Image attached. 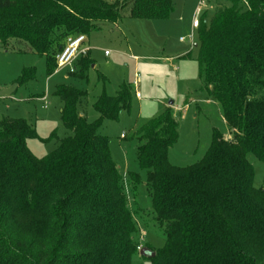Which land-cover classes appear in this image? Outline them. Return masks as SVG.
Masks as SVG:
<instances>
[{
	"label": "trees",
	"instance_id": "16d2710c",
	"mask_svg": "<svg viewBox=\"0 0 264 264\" xmlns=\"http://www.w3.org/2000/svg\"><path fill=\"white\" fill-rule=\"evenodd\" d=\"M214 3L210 19L199 20L196 61L200 90L220 106L230 138L214 131L197 163L177 167L168 161L178 139L170 108L132 134L152 212L164 226L163 246L146 245L155 252L146 257L151 264H264V189L254 187L247 160L251 153L264 163V0ZM173 8V0H0V44L24 42L52 73L68 36L126 16L166 20ZM90 64L79 58L78 75ZM33 76L25 68L16 83ZM132 93L121 84L114 96L101 94L92 105L98 118L88 122L77 111L85 92L57 85L60 121L71 134L42 157L26 144L36 136L32 125L0 119V264H139L122 178L109 138L98 133L104 120L130 110ZM128 174L135 190L139 177Z\"/></svg>",
	"mask_w": 264,
	"mask_h": 264
},
{
	"label": "rangeland",
	"instance_id": "374dc122",
	"mask_svg": "<svg viewBox=\"0 0 264 264\" xmlns=\"http://www.w3.org/2000/svg\"><path fill=\"white\" fill-rule=\"evenodd\" d=\"M173 7L166 20L126 16L116 25L106 23L86 35L82 47L88 54L83 57H89L91 64L83 76L78 75V66H73L72 71L68 67L53 68L49 73L47 58L29 50L22 41L13 39L5 46L0 44V92L16 84L9 95L0 94V119L19 118L32 125L36 136L27 139L26 144L36 157L50 153L58 140L71 134L60 121L62 103L54 94L57 85H70L85 92L77 111L88 122L98 118L92 106L98 96H114L121 84L132 87L130 110L122 111L117 121L104 120L98 133L109 138L111 158L121 175L127 207L136 224L134 237L140 248L149 245L153 250L164 244V226L155 220L146 171L136 160L138 143L132 137L135 128L170 108L178 123V139L169 148L168 161L177 167L197 163L206 154L214 131L230 138L220 106L206 91L200 90L198 51L193 46L198 40V30H192L194 17L208 21L217 4L214 0H173ZM191 33L193 44L179 41ZM180 54L187 56L176 58ZM25 68H34V76L24 84H17ZM169 101L174 102L173 106L167 105ZM247 160L253 167L254 187L264 189V163L251 153L247 154ZM128 173L139 177L135 190ZM133 261L151 264L140 254H135Z\"/></svg>",
	"mask_w": 264,
	"mask_h": 264
},
{
	"label": "built area",
	"instance_id": "2783aa9c",
	"mask_svg": "<svg viewBox=\"0 0 264 264\" xmlns=\"http://www.w3.org/2000/svg\"><path fill=\"white\" fill-rule=\"evenodd\" d=\"M198 10L196 11V14ZM199 26V20L194 17L192 21V27L197 28ZM180 41H189L193 44V33H191L187 39L180 38ZM86 41V36L82 34L68 36L65 40L63 48L55 54L56 68H65L68 67L70 70H73L74 62L82 56H85L88 52L86 48H83L82 45ZM135 84V83H134ZM136 97H140L139 93H135ZM140 246L138 247V249Z\"/></svg>",
	"mask_w": 264,
	"mask_h": 264
},
{
	"label": "water",
	"instance_id": "95a60500",
	"mask_svg": "<svg viewBox=\"0 0 264 264\" xmlns=\"http://www.w3.org/2000/svg\"><path fill=\"white\" fill-rule=\"evenodd\" d=\"M15 86L16 84L11 88L1 91L0 94L3 96L9 95L10 93L13 92ZM172 104H173V101H169L168 105L172 106ZM138 251L141 256H145V257H154L155 255V252H151L147 247H141L138 249Z\"/></svg>",
	"mask_w": 264,
	"mask_h": 264
},
{
	"label": "crops",
	"instance_id": "0c3cea01",
	"mask_svg": "<svg viewBox=\"0 0 264 264\" xmlns=\"http://www.w3.org/2000/svg\"><path fill=\"white\" fill-rule=\"evenodd\" d=\"M169 17H170V16H169ZM115 25H116V24H115ZM195 29H197V28H193V27H192V30H193V31H194ZM193 31H192V32H193ZM86 41H87V39H86ZM86 41H85V42H86ZM179 41H180V40H179ZM193 46L195 47V45H193ZM87 54H88V53H87ZM184 55H185V54H180V55L176 56V58H178V59L181 58V57L184 58ZM82 57H83V56H82ZM79 58H81V57H79ZM79 58H78V59H79ZM87 58L89 59V57H87ZM172 58H174V57H166V59H172ZM78 59H77V60H78ZM77 60L74 62V65H73V66H76V65H77ZM89 60H90V59H89ZM65 68H66V67H65ZM74 68H75V67H73V70H74ZM139 98H140V97H139ZM173 104H174V102H173ZM173 104H172V106H173ZM167 105H168V104H167ZM60 110H61V108H60ZM163 110H164V109H163ZM80 115H81V114H80ZM82 116H83V115H82ZM29 124H30V123H29ZM30 125H31V124H30Z\"/></svg>",
	"mask_w": 264,
	"mask_h": 264
}]
</instances>
